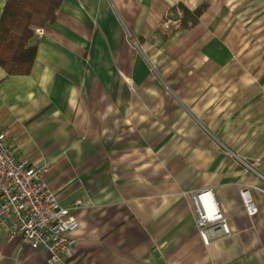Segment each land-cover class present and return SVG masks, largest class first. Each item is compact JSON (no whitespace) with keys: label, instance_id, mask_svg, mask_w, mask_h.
Returning <instances> with one entry per match:
<instances>
[{"label":"crops","instance_id":"0c3cea01","mask_svg":"<svg viewBox=\"0 0 264 264\" xmlns=\"http://www.w3.org/2000/svg\"><path fill=\"white\" fill-rule=\"evenodd\" d=\"M179 4L206 8L165 36ZM43 31L30 75L0 67V132L83 201L63 264H264V0H62ZM205 190L233 229L209 247L185 198ZM0 264L47 254L0 229Z\"/></svg>","mask_w":264,"mask_h":264},{"label":"built area","instance_id":"2783aa9c","mask_svg":"<svg viewBox=\"0 0 264 264\" xmlns=\"http://www.w3.org/2000/svg\"><path fill=\"white\" fill-rule=\"evenodd\" d=\"M42 34L43 29L36 30V35ZM45 173L47 167H36L29 159L19 158L8 146L5 133L0 132V229L11 238H19L23 245L43 249L47 264H63L77 246L75 234L80 224L76 213L83 201L77 200L71 208L64 207L49 189ZM211 192L185 194L207 247L233 233L229 218L218 211ZM241 195L247 215H257L259 209L249 192L243 190ZM204 196L211 202H203Z\"/></svg>","mask_w":264,"mask_h":264},{"label":"trees","instance_id":"16d2710c","mask_svg":"<svg viewBox=\"0 0 264 264\" xmlns=\"http://www.w3.org/2000/svg\"><path fill=\"white\" fill-rule=\"evenodd\" d=\"M61 5L62 0L6 1L0 18V67L8 76L31 74L37 54V44L33 43L36 30L54 24ZM205 8L190 11L179 4L171 9L173 17L178 19L177 27L171 30L161 27L160 30L170 36L179 30L192 29Z\"/></svg>","mask_w":264,"mask_h":264},{"label":"bare ground","instance_id":"6f19581e","mask_svg":"<svg viewBox=\"0 0 264 264\" xmlns=\"http://www.w3.org/2000/svg\"><path fill=\"white\" fill-rule=\"evenodd\" d=\"M205 191H207V190H205ZM209 191H211V190H209ZM199 192H201V191H199ZM213 192V191H212ZM211 192V196L214 198V200H213V202H215L216 203V206H217V209H218V211L221 213V214H224L223 213V211H222V209H221V207L219 206V204H218V202H217V199H216V197H215V194H214V192L212 193ZM186 194V193H185ZM202 201L203 202H211L206 196H204V197H202ZM254 201V200H253ZM258 214V213H257ZM225 215V214H224ZM249 216V215H248ZM256 216V215H255ZM230 224V223H229ZM231 226V225H230ZM231 229H232V227H231ZM232 231H233V229H232ZM202 239V238H201Z\"/></svg>","mask_w":264,"mask_h":264},{"label":"water","instance_id":"95a60500","mask_svg":"<svg viewBox=\"0 0 264 264\" xmlns=\"http://www.w3.org/2000/svg\"><path fill=\"white\" fill-rule=\"evenodd\" d=\"M155 257H156V259H157L158 261H161V260H160V255H159L158 253L155 254Z\"/></svg>","mask_w":264,"mask_h":264},{"label":"rangeland","instance_id":"374dc122","mask_svg":"<svg viewBox=\"0 0 264 264\" xmlns=\"http://www.w3.org/2000/svg\"><path fill=\"white\" fill-rule=\"evenodd\" d=\"M39 29H43V28H39ZM43 33H44V31H43ZM43 35V34H42ZM41 36V35H40Z\"/></svg>","mask_w":264,"mask_h":264}]
</instances>
